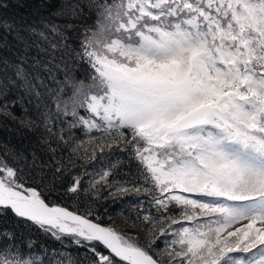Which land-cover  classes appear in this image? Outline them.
<instances>
[{"label": "snow or ice", "instance_id": "obj_1", "mask_svg": "<svg viewBox=\"0 0 264 264\" xmlns=\"http://www.w3.org/2000/svg\"><path fill=\"white\" fill-rule=\"evenodd\" d=\"M0 117V264H264V0H0Z\"/></svg>", "mask_w": 264, "mask_h": 264}, {"label": "trees", "instance_id": "obj_2", "mask_svg": "<svg viewBox=\"0 0 264 264\" xmlns=\"http://www.w3.org/2000/svg\"><path fill=\"white\" fill-rule=\"evenodd\" d=\"M15 9H9V12H13ZM97 20V15L95 12L92 13L91 18L89 19V24L94 25ZM77 78L82 79V73H76ZM87 82V81H86ZM19 112V108L16 110ZM22 137L21 130L10 120L4 119L0 117V144H6L9 146L18 145L20 143ZM34 138V137H33ZM127 171V169H124ZM65 206H70L71 210H77V202L76 201H63ZM132 201L124 202L120 207L115 208L112 205H104L102 202L101 206H97V215L98 217L103 218L105 222L109 220V217L116 221H120L121 213L124 216H127L129 211L131 210ZM107 209V211H106ZM82 211V209H80ZM30 230L34 233V235L41 241V243L47 244L49 247L60 248V244L50 238L44 237L42 234L38 233L35 228H30ZM73 253H75V249H72Z\"/></svg>", "mask_w": 264, "mask_h": 264}]
</instances>
